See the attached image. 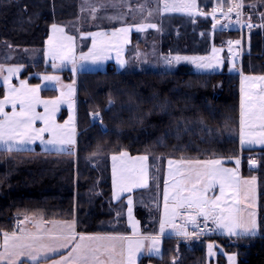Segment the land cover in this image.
Listing matches in <instances>:
<instances>
[{"label": "trees", "instance_id": "trees-1", "mask_svg": "<svg viewBox=\"0 0 264 264\" xmlns=\"http://www.w3.org/2000/svg\"><path fill=\"white\" fill-rule=\"evenodd\" d=\"M243 1L257 4L252 5L254 8L244 6L251 12L245 18L260 26L241 35L248 49L242 55L240 72L264 75V22L259 13L264 0ZM216 2L195 0L205 12ZM77 4L78 0H0V66L5 69L0 74L8 76L6 69L11 67L20 69L12 75L28 79L32 85L42 81L41 75L51 74L72 82L74 75L70 71H52L42 52L53 24L72 33L66 24L76 16ZM164 21L168 24H162L155 39L160 51L169 56H206L211 46L220 48L239 38L236 30L214 31L208 17L175 13L162 16ZM73 32L76 38L78 34ZM87 48L88 43L78 46L77 51ZM22 49H37L40 60L32 64L26 58L27 52H20ZM10 52L20 53V58L4 60ZM127 54L124 68L116 69L110 64L103 70L75 75L77 140L71 154L0 150V233L12 232L18 220L37 213L47 220L75 216L77 232L82 234H126L130 229L126 215L120 213L124 203L120 206L121 201L112 199V156L127 152V157L148 156L150 182L146 189L133 192V216L141 233L153 234L157 218L150 202L162 163L222 159L229 165L240 159L241 173L254 175L259 182V236H203L188 242L164 238L161 253L142 256L137 264H173L174 260L176 264H207V242L234 253L238 264H264V147H239L238 72H229L227 62L218 72H196L186 63L141 69L127 59ZM54 93V89H48L43 96ZM4 96L0 83V99ZM95 112L102 119L93 121ZM158 159L159 166L155 162ZM250 160L255 161V167H251ZM215 263L225 264L224 257L218 255Z\"/></svg>", "mask_w": 264, "mask_h": 264}, {"label": "snow or ice", "instance_id": "snow-or-ice-1", "mask_svg": "<svg viewBox=\"0 0 264 264\" xmlns=\"http://www.w3.org/2000/svg\"><path fill=\"white\" fill-rule=\"evenodd\" d=\"M195 7V0H190L189 3L177 5L165 4L166 10L183 11L190 10ZM243 5L237 3L235 9L238 11ZM249 7H253L250 5ZM233 7L228 8V12L233 11ZM215 10H213V15ZM227 15V14H226ZM264 19V14H262ZM155 27V25H148ZM215 27V25H214ZM227 27V25H225ZM248 27H253L248 24ZM264 27V24L261 25ZM54 32H63L62 28H58L55 24L52 25ZM128 28L117 29V32L127 33ZM93 35V49L96 47V35L103 36L104 33ZM64 39L71 41L72 37L67 36ZM54 38L49 37V47L45 50V57L51 56L55 61L57 58L68 60L70 58L69 52H64L62 47L53 43ZM239 44L240 41H228V44ZM89 50L88 54H82L81 59L87 60L90 56H94L93 62L103 59L101 53ZM216 52V49H213ZM173 59L177 62L181 60L190 61L197 69H214L218 66L206 62L205 57H180L176 56ZM47 62V61H46ZM73 72L76 71V63L72 59ZM122 63V62H121ZM171 64V60L168 61ZM53 68L58 67L55 63ZM5 69L0 66V73ZM8 76L4 77L7 91L3 100H0V146L7 151H12L19 146L21 149L35 140L39 139L46 150L64 152L71 154L69 145H75V122L74 116L70 114L69 119L63 125L56 124L54 114L59 110L61 103H68L70 112L73 108V101L67 99L72 94L71 86H67L69 91L67 93L61 92V96L55 100L46 101L41 100L38 96L40 85L28 88L25 81H21L20 88L9 86V80L13 73L19 72V68H7ZM45 81H59L56 76H44ZM259 80L264 83V76L261 77H242V96H241V111H240V143L241 145H251L256 142L264 144V87H261L258 92L244 90V81ZM111 103V101H110ZM5 104H10L12 112L9 114L4 111ZM37 105H43L44 112L36 111ZM17 106L18 110H17ZM51 106V107H50ZM93 121L102 119L99 112L92 113ZM36 121H41L43 127H35ZM256 121H259L260 132L255 135L253 129L256 127ZM246 128L248 131L246 132ZM47 133L49 139H44V134ZM255 135V139L253 136ZM127 152H121L119 156L113 155L112 160L115 162L118 159L127 157ZM133 162H140V172L142 175L139 179L135 176V170L129 171L125 175L124 171L118 172L117 166L113 165V198L118 199L120 193L131 192L136 187H146L148 183L147 155L130 158ZM169 166L177 165L175 173L181 179L173 183L172 200L175 202L170 209L168 206L169 190L168 180H165L164 200L165 211L160 218V235L165 233L166 226L170 225L176 235L187 236L186 225L177 228L174 221L177 215H187L186 224H191L193 229L200 227L198 217L203 218L204 227L196 233L197 238L203 235L206 230L214 231L215 229H208V221H211L216 229H221L229 236L248 237L256 235L257 222L255 219L256 213L248 211L254 207V197L252 196V189L249 185L255 183V177L252 180H241L238 172L240 161L237 160V169H226L221 167L220 160H206V161H173L169 160ZM250 164H255L254 160H250ZM181 165L184 167L181 168ZM183 182V187L181 183ZM219 186L220 195L210 198L207 193L212 191L216 186ZM182 193H187L186 195ZM132 198L128 199V217L130 225L133 229V235L139 236L138 224L132 220ZM244 205V207H241ZM195 209V213L188 215L180 213L177 209ZM27 219V217H26ZM64 226L59 232H52L51 230L37 231L36 233L24 234V229L20 230V235L16 231L11 233H3V251L0 252V264H41V261L47 262L51 259L52 264H135L136 254L140 253L144 247L143 241L150 240L152 243L148 246L149 255H157L160 253V236H142L140 239L133 240L131 237L124 235H85L75 231V220L71 222H63ZM19 227V225L17 226ZM45 240L48 242L45 243ZM71 246L67 255H60V259H55L54 256L60 253L61 249H68ZM209 255H213V245L208 246ZM119 257V259H117ZM229 261L234 262L235 257L229 256ZM176 264V261H173Z\"/></svg>", "mask_w": 264, "mask_h": 264}, {"label": "rangeland", "instance_id": "rangeland-1", "mask_svg": "<svg viewBox=\"0 0 264 264\" xmlns=\"http://www.w3.org/2000/svg\"><path fill=\"white\" fill-rule=\"evenodd\" d=\"M78 0L77 4V11L76 16L71 18V20L68 21L66 26L68 29L72 30V33L74 35V31L78 34L76 37V43L77 46H84L87 43L89 45L93 44V39L91 40L90 34L95 32L105 33L104 31H112L117 30L120 28H130L132 30L131 38L129 44L126 45V51L125 54L128 53L127 59H132L135 63V66L137 68L141 69H156L158 67L163 68H169L174 65H177L179 63H186L193 67V69L196 72H218L221 71V68L223 67V62L228 63V52L230 50L231 55L229 58V69L231 70L229 72H233V65L236 62V69L240 72V63L242 59V55L245 51L248 49V45L244 46L242 43V38L239 37V39H236L235 41H240L239 44L233 43L231 45L228 44V41L226 44H223V47H214L211 46L209 53L206 56H189V55H181L177 54L174 56H169L167 54H164L160 51V48H158V41L155 39V33L161 31L162 24H168V22L164 21L162 23V16L164 15H170V14H178V13H184L188 16L193 17H208L212 24H213V30L214 31H220L224 30V26L222 22L219 20H222V18L225 17L226 14H229L228 8L233 7V11L231 13H237V10L235 9V5L237 3H241L243 5L242 10L244 14L251 13L250 10L244 9V6L246 5H254L255 7L257 4L255 3H245L243 0H217L215 6H213L210 10L205 12L202 8L198 7L195 3V7L190 10H183V11H172V10H166L165 4L171 5L172 3H176L177 5H182L185 3H189L190 0ZM262 7L264 6V2L261 4ZM254 8V7H253ZM213 10H215V13L213 15ZM238 11H241L240 9ZM261 17L262 14H264V8L259 11ZM245 20L237 21L236 23L231 24L230 26H227L229 30H238V27L240 26V23H243ZM264 22V19H262ZM257 26L259 27V23L256 22ZM148 25H155V27H149ZM215 25V27H214ZM138 28H140L138 30ZM135 34V35H134ZM212 34V33H211ZM121 39H124L126 36V33L120 32ZM109 36V35H108ZM241 36V34H239ZM133 38V39H132ZM88 45V46H89ZM216 49V52H213V49ZM237 49V50H236ZM22 54L27 52L26 58L28 61H31L32 64H35L40 60V55L37 49H22L20 51ZM84 52V51H83ZM110 51L107 49H104V53L102 56H104V59L112 58L115 60V68L121 69L124 68L127 64V60L124 56V59L121 61L119 58H115L113 55L109 54ZM20 53L17 52H10L7 55L3 57L4 60H16L19 57ZM237 54L238 57H235ZM29 56V57H28ZM180 56V57H205L207 58L206 62L212 63L214 65L218 63V66L214 69H197L194 64H192L190 61L187 60H181L179 62L175 61L173 57ZM101 59L97 60L98 63ZM171 60V64L168 63V61ZM81 61V58L80 60ZM122 62V63H121ZM124 62V63H123ZM100 64V63H99ZM58 67L53 69H62V70H68L70 72L75 73L77 72V66L76 71L73 72V64H67L66 66H60L58 63H56ZM101 66V65H100ZM61 67V68H60ZM93 70L100 69V68H91ZM39 74L34 73L33 76H38ZM16 76V75H12ZM4 76L3 74H0V83L4 82ZM49 83L48 81H43L41 84ZM30 84V83H29ZM31 85V84H30ZM7 87V86H6ZM245 92L251 91L249 85H243ZM7 91V88H6ZM19 151V150H15ZM131 157H124L122 159H118L115 161V165L117 166L118 172L124 171H131L135 170V176L140 171V162H133L132 160H129ZM155 160L157 162L158 166L161 164V161ZM146 165H148V162H145ZM160 174V173H159ZM162 177V175H157V182ZM149 185V184H148ZM133 190H138L136 188H133ZM124 193V192H123ZM134 203V201H133ZM150 204H152L150 202ZM126 207V206H125ZM118 210L121 208L117 207ZM121 211V212H120ZM120 213L125 214L126 210H120ZM186 212V211H184ZM183 213V212H182ZM188 214V213H186ZM37 213L26 216L27 219L23 218L21 220H18L14 226L13 231L17 232V235H20L19 229H24V234L29 233H36L37 231H44V230H51L52 232L56 233L60 230L58 229V226L60 223H57V221H53L51 225L45 226L44 223L36 218ZM189 215V214H188ZM136 220L134 217L132 218ZM154 219V218H152ZM19 225V227H17ZM61 227V226H59ZM63 227V226H62ZM76 230V229H75ZM12 231V232H13ZM11 233V232H9ZM134 240V239H133ZM137 240V239H136ZM48 241L45 240V243ZM3 233H0V252L3 251ZM71 246L68 249H61L60 253L56 254L54 256L55 259H60V255H67L68 251H70ZM119 259V257H117ZM30 262V261H29ZM44 264H52L51 259H49L47 262H44Z\"/></svg>", "mask_w": 264, "mask_h": 264}, {"label": "crops", "instance_id": "crops-1", "mask_svg": "<svg viewBox=\"0 0 264 264\" xmlns=\"http://www.w3.org/2000/svg\"><path fill=\"white\" fill-rule=\"evenodd\" d=\"M58 28H62L63 29V32H54L53 29H52V26L49 28V31H48V36L47 38L45 39L44 41V46H43V52H42V57H43V60L44 62L49 65L51 68H52V71L54 72H62V71H68V70H62V69H53L52 65L53 63H58L60 66H66L67 64H73L72 63V59L74 58L75 60V63H76V66H77V72L73 73L74 75V80L72 82H64L59 76H56V75H41V79L42 77L44 76H56V77H59V81H48L49 83H46V84H41L43 81L39 82L38 84L36 85H40V90L38 92V96L41 100H46V101H51V100H55L56 98L60 97L61 96V92H65L67 93L69 91V88L67 86H71L72 88V94L70 97H67V99H70L71 101H73V108L70 112V109H69V106H68V103H61L59 105V110L55 112L54 114V120H55V123L56 124H60V125H63L64 122L66 120L69 119V116L70 114L74 116V122H75V131H76V135H75V141L77 140V129H76V92H77V83H76V77L75 75H77V73L81 72V71H94L93 69L91 68H100V69H96V70H103L105 69L108 65L112 64L115 66V60L112 59V58H107V59H101L98 63L97 62H93V59H94V56H90L87 60H80L82 54H88L89 53V50L90 49H93V44L89 45L88 43V48L84 51V52H78L77 51V43H76V38L70 34L66 28L62 25H56ZM129 31L126 33V36L124 39H121V35H120V32H117L115 36H113V33L116 31V30H112V31H104V35L101 36V35H96L95 36V40H96V47L95 49H93V52L94 54L95 53H104V49L105 50H109L110 51V55H113L115 58H119L121 61L124 59V56H125V51H126V45L129 44L130 42V38H131V33H132V30L130 28H128ZM140 28H138L139 30ZM100 32H95V33H92V34H98ZM90 34V38L91 40L93 39V35ZM109 35V36H108ZM52 36L54 38L53 40V43L56 44L57 46H60L62 47L63 51L64 52H69L70 50V58L68 60H62L61 58H57L55 61L52 60L51 56L49 57H45V50L46 48L49 47L48 45V40H49V37ZM67 36H70L72 37V40L71 41H68L66 39H64V37H67ZM243 43V42H242ZM237 50V49H236ZM230 55H231V52L229 50L228 52V64H229V58H230ZM104 57V56H103ZM235 57H238L237 54ZM47 61V62H46ZM100 63V64H99ZM124 63V62H123ZM237 64L236 62L234 63L233 65V72H238L239 74V77H240V105H241V96H242V92H241V88H242V77H261V76H264V75H243L241 73H239V71L236 69V65ZM101 65V66H100ZM61 68V67H60ZM228 69H229V66H228ZM231 71V70H229ZM72 73V72H71ZM21 81H25L28 88H32V87H35L36 85H30L29 82H28V79H18V77L16 76H11V79L9 80V86L11 87H15V88H20L21 86ZM249 85L250 89L252 92H258L260 90L261 87H264V83H262L261 81L259 80H255V81H252V82H249V81H244L243 85ZM2 85L4 86V91H5V94H6V85H5V82L2 83ZM48 89H54L55 90V93L53 96H50V97H47V96H43V93H45L46 90ZM4 97L0 100H3ZM18 107L17 106V110H18ZM51 107V106H50ZM4 111L7 112V113H11L12 112V107L10 104H5L4 106ZM36 111L39 112V113H43L44 112V107L43 105H37L36 107ZM240 111H241V108H240ZM0 119H3L2 116H0ZM256 127L253 129L255 135H258L259 132H260V129H259V121H256ZM43 123L41 121H36L35 123V127L37 128H40V127H43ZM248 131V129L246 128V132ZM255 135L253 136V139H255ZM44 139L47 140L49 139V136L47 133L44 134ZM238 142H239V147L240 149H260L262 147H264V144H261L259 142H256L254 144H251V145H248V144H245V145H241L240 143V117H239V129H238ZM75 147H76V143L75 145H69L68 148H70L71 150H75ZM40 150L41 152H51V153H58V154H62L64 152H56V151H51V150H46L45 146L43 144H41V141L39 139L35 140L34 142L30 143V144H27L25 145L22 149L17 146V148H14L13 150ZM0 150H6L5 148H3L2 146H0ZM196 161L197 159H186L185 161ZM206 160H214V159H203V160H200V161H206ZM215 160H220L221 161V167L223 168H226V169H237V163L236 161L233 162L232 164H226L225 160H222V159H215ZM240 161V159H238ZM173 161H181V160H173ZM169 160H166L165 163H162L161 164V167L159 169H161V175L162 177L158 180V183L155 184L153 187H152V201H151V205L154 207V216L157 218V230L153 233V234H143L140 232V226H139V222L137 220H134L132 219L134 222H137L138 224V230H139V236H135L133 235V229L132 227L130 226V222H129V217H128V199L129 197L132 198V194L134 191L136 190H133L131 192H122L120 193V196L118 199H114L113 198V192H114V187H113V179H112V199L116 202V201H121L120 202V206L124 203V209L126 210V220H127V225L130 229V231H128L126 234H106V233H96V234H85V235H124V236H128V237H131L132 239L136 240V239H140V237L142 236H160V244H159V247H160V253H161V240L164 239V238H178L180 240H183L185 242H188V241H196L198 239H200L201 237H203L202 235H200L198 238L196 236V231L193 229V226L191 224H186V220H187V215H177L176 218H175V225L177 228H180L182 226H185L186 225V231L188 233L187 236H184V235H176L175 233V230L170 226H166V229H165V233L161 236L160 235V218L161 216H163L164 214V211H165V200H164V189H165V180H168V190H169V200H168V206L169 208L171 209L173 206H174V201L172 200V194H173V183L175 181H178L181 179V177L175 173V169L177 167V165H172L171 168L169 166ZM115 162H113V165H114ZM184 166L181 165V168H183ZM123 171V170H122ZM238 172H239V176L241 178V180H252L253 177H255V183L253 185H249L248 187L251 188L253 191H252V196L254 197V207L251 208V209H248V211H254L256 213V216H255V219H256V222H257V231H256V235L254 236H248V237H239V236H229L226 232H224L223 230L221 229H216V226L211 222V221H208V223H211L213 226H214V232H215V236L216 237H224V238H252V237H257L259 236L260 234V226H259V182H258V179L256 176L254 175H243L241 173V166H240V163H239V167H238ZM124 173L125 175H127L129 172L126 171V169H124ZM147 174H148V183H147V186L146 187H136V189L140 190V189H146L148 187V184L150 182V176H149V167L147 165ZM142 175V173L139 171L137 174H136V178L139 179L140 176ZM112 178H113V168H112ZM181 187H183V182L181 183ZM184 195H186L187 193H182ZM214 194L216 196L220 195V189H219V186L217 185L212 191H209L207 193V195L210 197V198H214ZM132 201H133V198H132ZM126 206V207H125ZM119 207V206H117ZM241 207H244V205H241ZM178 212L182 213L184 211H187V212H194L195 213V209H187V208H184V209H177ZM183 214V213H182ZM133 203H132V218L134 217L133 216ZM36 218H38L39 220H41L45 226H49L52 224L53 221H57V223H60L59 227L58 226V229L61 231V229L63 228L62 226H64V223L65 221L67 222H71L73 220H75L76 222V217L74 216L72 219H67V220H64V219H45L41 214H38L36 215ZM26 219V218H25ZM198 223L201 224V223H204L203 222V218L202 217H198ZM22 221V220H21ZM18 223V222H16ZM75 231L77 232V228H76V225H75ZM78 233V232H77ZM152 243V241L150 240H144L143 241V244H144V247L142 249V251L140 253H137L136 254V261H135V264H137L138 260L142 257V256H152V255H149L148 254V246ZM213 245V249H212V252H213V255H209V249H208V246L209 245ZM158 255V254H157ZM218 255H222L225 259V264H238V260H237V257L234 253H227L225 252L222 247H220L217 243L215 242H207L205 244V256H206V261H207V264H216L215 261H216V258ZM229 256H234L235 257V261L232 262V261H229L228 257ZM28 264H31V262H28ZM41 264H44V261H41Z\"/></svg>", "mask_w": 264, "mask_h": 264}, {"label": "built area", "instance_id": "built-area-1", "mask_svg": "<svg viewBox=\"0 0 264 264\" xmlns=\"http://www.w3.org/2000/svg\"><path fill=\"white\" fill-rule=\"evenodd\" d=\"M241 11L239 17L237 16V13H229L227 15H225L224 18H222V20H219L220 22H222L224 28L225 25L230 26L233 23H236L237 21H242L245 20L243 23H240V26L238 27V32L239 34L243 33L244 31H253L257 29V24L255 22L249 21L248 19L245 18L246 14H244L242 8H240ZM248 24H252L253 27L249 28ZM230 41H235V39H232ZM183 213H188L189 215L194 214V212H183ZM200 227L196 228L195 231L198 233L200 231L201 228L204 227V223L199 224ZM208 229H214V226L211 223H208ZM204 237H210V236H215V232L214 231H208L206 230L205 233L202 235Z\"/></svg>", "mask_w": 264, "mask_h": 264}, {"label": "water", "instance_id": "water-1", "mask_svg": "<svg viewBox=\"0 0 264 264\" xmlns=\"http://www.w3.org/2000/svg\"><path fill=\"white\" fill-rule=\"evenodd\" d=\"M251 167H255V164L253 165V164H251Z\"/></svg>", "mask_w": 264, "mask_h": 264}]
</instances>
